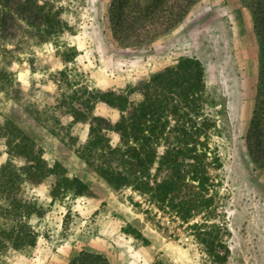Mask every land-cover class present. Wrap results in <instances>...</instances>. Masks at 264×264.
I'll return each instance as SVG.
<instances>
[{"label": "rangeland", "instance_id": "1", "mask_svg": "<svg viewBox=\"0 0 264 264\" xmlns=\"http://www.w3.org/2000/svg\"><path fill=\"white\" fill-rule=\"evenodd\" d=\"M57 4L64 7L62 17L70 27L57 41L37 44V38L23 29L6 44L7 52L0 47V66L13 79L0 85V111L37 139L50 164L58 160L70 176L81 177L90 194L56 200L42 219L34 221L39 231L36 245L7 250L1 264H38V255L46 259L60 255L69 261L82 249L103 253L111 264H264V168L252 161L247 148L258 80L256 35L236 48L228 23L217 8H209L216 6L210 2L205 10L211 12L187 15L186 47L158 50L155 42L123 47L109 28L108 0H57ZM71 48L78 50L74 64L82 82L102 91H127L182 57L202 61L204 104L216 116L209 137L199 139L209 147V179L206 187L196 189L205 196L201 193L189 220L170 206L151 203L131 187L114 189L74 151L68 133L77 143L84 142L89 123L69 126L58 100L63 52ZM87 70L89 75H84ZM134 97L142 98L140 93ZM36 110H46L41 120ZM92 114L112 122L120 116L104 101ZM54 120L60 136L46 126ZM117 141L114 135L112 142ZM6 159L3 149L0 166ZM50 191L51 181H46L29 192L50 202Z\"/></svg>", "mask_w": 264, "mask_h": 264}, {"label": "trees", "instance_id": "2", "mask_svg": "<svg viewBox=\"0 0 264 264\" xmlns=\"http://www.w3.org/2000/svg\"><path fill=\"white\" fill-rule=\"evenodd\" d=\"M199 1L111 0L107 13L109 28L123 47L149 46L180 26ZM240 1L252 13L260 48L247 148L252 161L264 168V0ZM63 9L57 0H0V47L7 52L6 44L23 29L37 38V44L57 41L70 28L62 17ZM77 54L74 48L63 52L65 67L57 78L58 100L70 119L69 126L78 121L89 123L84 142L77 143L68 133L74 151L114 189L131 187L147 196L151 203L170 206L184 221L189 220L201 200L202 190L196 189L206 187L209 179L206 170V163L210 164L206 161L209 147L200 144L199 139L201 135L209 137L216 116L204 104L202 61L195 56L182 57L177 64L127 91H102L89 89L82 82L79 67L74 64ZM70 62L73 64L68 65ZM12 82L11 73L0 66V85ZM135 93L142 98L136 99ZM100 101L119 110L115 122L92 114ZM45 111L36 110L37 120L42 119ZM56 123L54 120L46 126L60 136ZM114 135L118 136L116 143L112 142ZM3 149L7 159L0 166V264L7 250L36 245L39 231L34 221L42 219L56 200L90 194L81 177L70 176L58 160L50 164L37 139L13 116L0 111V154ZM46 181H51L50 202L29 192ZM68 264L111 262L103 253L82 249Z\"/></svg>", "mask_w": 264, "mask_h": 264}, {"label": "crops", "instance_id": "3", "mask_svg": "<svg viewBox=\"0 0 264 264\" xmlns=\"http://www.w3.org/2000/svg\"><path fill=\"white\" fill-rule=\"evenodd\" d=\"M109 4H110V0ZM205 2V1H203ZM216 3L214 11L216 8L218 12L224 16L226 22L228 23L229 28L232 32L233 43H235V47H242L243 44H247L251 40L255 39V32L253 29V17L248 8H246L240 0H207V3L202 4V2L197 3L191 10L192 14H205L209 13L213 9L205 10L207 5ZM222 2L224 4H222ZM187 20L178 26L172 32L163 35L160 39L155 42V46L158 50H167L171 48H182L186 47V28H187ZM249 51V49L247 50ZM242 61L241 64H243ZM244 66V65H243ZM254 70V69H253ZM246 71H243L242 74H245ZM254 76H256L255 72ZM36 261L38 264H68V260L63 258L60 255L51 256L50 259L44 258L42 255H38L36 257Z\"/></svg>", "mask_w": 264, "mask_h": 264}]
</instances>
